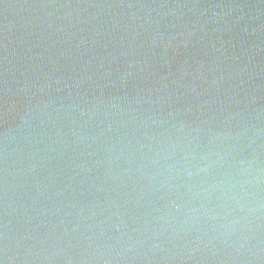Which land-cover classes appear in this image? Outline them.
Masks as SVG:
<instances>
[{
    "label": "water",
    "instance_id": "95a60500",
    "mask_svg": "<svg viewBox=\"0 0 264 264\" xmlns=\"http://www.w3.org/2000/svg\"><path fill=\"white\" fill-rule=\"evenodd\" d=\"M0 264H264V0H0Z\"/></svg>",
    "mask_w": 264,
    "mask_h": 264
}]
</instances>
